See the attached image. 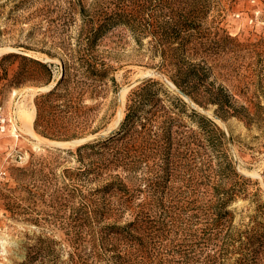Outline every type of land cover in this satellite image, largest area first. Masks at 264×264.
<instances>
[{
	"label": "rangeland",
	"instance_id": "rangeland-1",
	"mask_svg": "<svg viewBox=\"0 0 264 264\" xmlns=\"http://www.w3.org/2000/svg\"><path fill=\"white\" fill-rule=\"evenodd\" d=\"M113 14L121 16V22L89 51L112 69L108 80L98 86V92H104L102 98L92 89L83 97L90 129L73 139L52 140L36 129V140L26 135L20 130L25 118L19 119L17 111L33 103L36 107V98L47 93L34 91L59 83L65 74L73 78L85 24ZM127 22L143 23L147 28L133 31L124 25ZM7 48L11 50L0 55V106L14 124L0 142V164L9 173L0 185V264H106L92 260L94 246L102 244L109 228L130 223L132 214L107 216L101 195L94 194L105 183L86 173L100 162L94 152L80 153L78 146L56 149L37 139L102 142L91 138L120 131L130 95L148 80L152 83L141 112L161 107L196 129L192 122L196 110L226 133L225 152L237 171L251 179L249 195L236 199L228 210L236 227L249 229L257 223L264 229V0H0V49ZM10 54L48 63L51 82L13 86L21 68L34 77L40 76L41 69L18 58L3 60ZM187 70L207 74L202 84H194L200 90L188 91L189 95L176 85L187 84L180 75ZM206 83L224 87L238 107L251 103L257 107L246 120L220 118L217 106L199 103L208 100ZM15 122L19 129L16 126L13 132ZM35 143L41 148L36 149ZM207 144L218 166L220 147ZM147 148L138 153H148V161L133 175L121 170L115 173L134 188L136 204L161 201L176 207L175 213L190 200L194 204L190 214L201 218L200 165L193 172H187L185 164L176 170L162 162L158 146ZM11 149L27 154L26 161L14 164L7 160ZM236 260L232 256L227 264Z\"/></svg>",
	"mask_w": 264,
	"mask_h": 264
},
{
	"label": "trees",
	"instance_id": "trees-1",
	"mask_svg": "<svg viewBox=\"0 0 264 264\" xmlns=\"http://www.w3.org/2000/svg\"><path fill=\"white\" fill-rule=\"evenodd\" d=\"M117 15L85 24L84 43L80 44L81 50L75 58L73 78H65V74L53 90L36 98L35 129L38 133L52 140L73 139L84 136L90 129V120L82 106L83 97L87 89H92L95 96L102 98L104 92H98V86L108 80L112 69L89 51L121 22V16ZM124 25L139 32L147 28L143 23L127 22ZM17 58L37 65L41 74L34 77L21 68L14 76L13 86L22 87L28 83L47 85L51 82L52 70L48 63L21 54H10L3 60ZM71 60L74 62V57ZM189 70L180 74L187 80V84H183L185 86L182 81L176 82L187 95L188 91L200 90L194 84H202L207 76L205 72ZM151 83V80L144 82V86L130 95L127 116L120 131L106 141L86 144L78 149L80 153L90 150L100 159L99 164L86 173L88 177L93 175L94 181L105 183L94 194L101 195L99 199L107 216L117 217L130 212L133 217L124 227L109 228L110 232L105 234L102 244L94 246L92 260L105 261L106 264H227L234 256L237 257L235 264H262L264 229L260 228L263 226L256 223L253 228H238L228 210L236 199L249 195L251 179L237 171L225 152L226 133L213 120L197 114L196 110H193L195 117L192 120L196 129L179 122L161 107L141 112ZM206 84L208 100L199 103L204 107L217 106L216 114L220 118L246 120L251 110L257 107L252 103L238 107L224 87ZM204 138L220 147L218 166H214L213 158L207 152L208 141ZM153 145L158 146V153L164 156L162 162L167 167L177 170L178 166L185 164L183 167L187 172H193L194 166L200 165L202 195L198 211L201 218L190 214L194 205L190 200L184 202L181 212L175 213L176 207L166 206L161 201L143 200L137 205L134 188L115 174L121 170L133 175L149 158L146 152L138 153L139 149L147 150ZM155 209H158L157 213ZM110 254L113 256L109 258Z\"/></svg>",
	"mask_w": 264,
	"mask_h": 264
},
{
	"label": "built area",
	"instance_id": "built-area-1",
	"mask_svg": "<svg viewBox=\"0 0 264 264\" xmlns=\"http://www.w3.org/2000/svg\"><path fill=\"white\" fill-rule=\"evenodd\" d=\"M13 123V119H9L4 112V108L0 106V142L2 138L8 133L9 128ZM27 154L22 153L20 150H10L7 156V160L14 164L24 163L27 159ZM8 170L5 169L4 165L0 164V185L8 178Z\"/></svg>",
	"mask_w": 264,
	"mask_h": 264
},
{
	"label": "bare ground",
	"instance_id": "bare-ground-1",
	"mask_svg": "<svg viewBox=\"0 0 264 264\" xmlns=\"http://www.w3.org/2000/svg\"><path fill=\"white\" fill-rule=\"evenodd\" d=\"M11 50V48H7V49H0V55L3 54L5 51H9ZM55 83H53L52 85H50L48 88H46V90H48L50 87L52 88L54 86ZM125 96V94H123ZM25 108V111H22V110H18V117L19 119L20 118H25V123L23 124V127H20V130L22 132H24L26 135L32 137L33 139L36 140V137H37V134L35 132V128H34V122H35V119H36V107L34 105V103L32 104V106L30 107H24ZM20 115V116H19ZM17 119V118H16ZM17 121V120H16ZM17 123L15 122V128L13 130V132L15 130H17ZM19 129V127H18ZM17 134V133H15ZM17 137V135H16ZM18 138V137H17ZM40 143H35V148L36 149H40L41 147L39 146ZM52 144H55V142H52ZM42 146V145H41ZM2 149V147H1Z\"/></svg>",
	"mask_w": 264,
	"mask_h": 264
},
{
	"label": "water",
	"instance_id": "water-1",
	"mask_svg": "<svg viewBox=\"0 0 264 264\" xmlns=\"http://www.w3.org/2000/svg\"><path fill=\"white\" fill-rule=\"evenodd\" d=\"M63 76H64V67H63V73H62L61 78ZM57 84L58 83L56 82V84L52 88H49L48 90H46V88H41V89L36 90L34 92H36L38 95H40V94H42L44 92H49ZM120 104H122L121 101H120ZM114 135H115V131H111V132H108L106 134L94 136V137L91 138V140L92 141H106V140L112 138ZM37 141L40 142L42 145L50 146V147H53V148H56V149H70L71 147H75V146L81 147V146L85 145L88 142L87 140H82V141H72V142H55V144H52V142L51 143H47V142H45V141H43L41 139H37Z\"/></svg>",
	"mask_w": 264,
	"mask_h": 264
},
{
	"label": "crops",
	"instance_id": "crops-1",
	"mask_svg": "<svg viewBox=\"0 0 264 264\" xmlns=\"http://www.w3.org/2000/svg\"><path fill=\"white\" fill-rule=\"evenodd\" d=\"M11 150H14V149H11ZM9 151H10V150H8V152H7V156H8Z\"/></svg>",
	"mask_w": 264,
	"mask_h": 264
}]
</instances>
